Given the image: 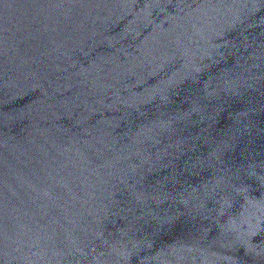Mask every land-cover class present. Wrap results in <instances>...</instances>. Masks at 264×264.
I'll return each mask as SVG.
<instances>
[{
    "label": "water",
    "instance_id": "water-1",
    "mask_svg": "<svg viewBox=\"0 0 264 264\" xmlns=\"http://www.w3.org/2000/svg\"><path fill=\"white\" fill-rule=\"evenodd\" d=\"M0 264H264V0H0Z\"/></svg>",
    "mask_w": 264,
    "mask_h": 264
}]
</instances>
